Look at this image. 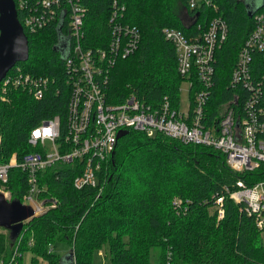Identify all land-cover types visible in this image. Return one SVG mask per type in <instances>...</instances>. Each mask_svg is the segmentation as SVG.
Here are the masks:
<instances>
[{
  "label": "trees",
  "instance_id": "trees-1",
  "mask_svg": "<svg viewBox=\"0 0 264 264\" xmlns=\"http://www.w3.org/2000/svg\"><path fill=\"white\" fill-rule=\"evenodd\" d=\"M83 1L88 8L83 45L104 47L110 38L111 0ZM214 2L215 8H190L188 0H122L123 19L136 26L140 38L136 51L118 58L111 68L107 100L122 102L135 95L152 105L167 96L179 106L184 77L178 74L176 49L163 28H179L189 35L204 30L214 15L226 19L228 36L217 52L213 89L228 90L235 57L254 25L255 12L264 10V0H258L260 4L252 0L248 7L246 0ZM181 8L196 18L192 24L182 18ZM26 35L29 57L16 64L30 74H53L58 79L40 99L25 89L12 88L9 100H0V162L7 161L12 152L20 156L37 149L27 136L42 119L56 114L65 119L69 94L62 80L63 61L54 48L59 40L55 28ZM224 97L223 93L216 103ZM114 150L113 161L98 173L97 186H74L78 160L40 170V191L35 198L45 208L24 221L14 239L3 227L0 261L24 264L23 256L30 252V264H91L95 251L108 244L113 264H151L153 248L159 250L157 264H264V231L247 214L243 202L229 197L226 188L233 189L240 179L251 185L264 178V164L237 172L213 146L185 143L158 132L148 136L134 129L118 139ZM28 188L26 173L11 167L4 184L11 198L23 201ZM217 195L223 196L221 219L216 217ZM174 198L180 203H174ZM57 241L69 245L71 257L69 252L67 257L53 252Z\"/></svg>",
  "mask_w": 264,
  "mask_h": 264
},
{
  "label": "built area",
  "instance_id": "built-area-1",
  "mask_svg": "<svg viewBox=\"0 0 264 264\" xmlns=\"http://www.w3.org/2000/svg\"><path fill=\"white\" fill-rule=\"evenodd\" d=\"M188 4L190 8L217 6L214 0H188ZM15 8L25 34L51 26L57 38L65 40L57 51L63 61L62 80L69 97L64 120L56 114L42 119L30 130L27 139L36 150L20 156L12 152L7 161L0 162V190L5 196L10 195L4 189L9 171L18 167L29 182L22 202L30 203L36 210L39 201L35 196L40 191L37 173L54 164L75 160L78 173L72 179L74 186L77 189L97 186L98 173L111 159L117 133L124 129L140 130L148 136L158 132L185 143L213 146L237 172L253 171L264 164V10L254 14V25L237 52L226 84L228 90L224 92L213 88L217 52L228 36L226 19L214 15L204 30L189 35L179 28H163L164 36L176 49L178 74L188 82L190 107L183 112L180 104L173 105L167 96L152 105L135 95L125 97L122 102L107 100L111 68L118 58L136 51L140 38L136 26L123 19L126 8L122 0L110 2L108 42L104 47L93 48L82 42L88 12L83 0H15ZM190 19L191 24L196 20ZM57 79L53 74H30L23 66L14 64L0 81V100L8 101L12 88L25 89L40 99ZM223 93V100L216 103ZM226 188L229 197L234 202H243L247 214L264 231V178L251 185L240 179L233 189ZM214 201L216 217L221 219L223 196L217 195ZM173 202L179 204L180 200L174 198ZM0 264L6 263L1 260Z\"/></svg>",
  "mask_w": 264,
  "mask_h": 264
},
{
  "label": "water",
  "instance_id": "water-1",
  "mask_svg": "<svg viewBox=\"0 0 264 264\" xmlns=\"http://www.w3.org/2000/svg\"><path fill=\"white\" fill-rule=\"evenodd\" d=\"M246 2L247 7L252 5V0ZM249 14H251V11ZM61 24L57 28L58 32ZM28 43L27 35L18 19L15 0H0V81L14 64L28 59ZM64 43L65 40L63 41L59 37V43L54 48L60 50ZM126 131L125 129L119 131L117 133L118 139L124 136ZM114 152L115 150L111 153L112 161ZM39 214L41 213H37L30 203L26 204L17 198L9 200L0 190V226L10 231L9 236L11 239L19 234L24 221ZM72 254V251L69 252L68 258Z\"/></svg>",
  "mask_w": 264,
  "mask_h": 264
},
{
  "label": "rangeland",
  "instance_id": "rangeland-1",
  "mask_svg": "<svg viewBox=\"0 0 264 264\" xmlns=\"http://www.w3.org/2000/svg\"><path fill=\"white\" fill-rule=\"evenodd\" d=\"M197 2H200V0H196ZM256 2L258 3V0H256ZM180 14L182 16V18L186 21V22H191L190 17L187 14V11L185 8H181L180 9ZM190 98H189V90H188V82L186 79H183L179 85V100H178V104H180V109L183 112H187L189 107H190ZM9 197H7L9 200L12 199L10 195H8ZM38 210L37 213H42V211L44 210V205L42 202H38ZM5 231V229L3 227L0 226V231ZM264 239V238H263ZM53 252H55L56 254H62L63 256L67 257V254L69 252V245L64 242V241H57L54 246H53ZM158 254H159V250L158 248H153L151 250V258H150V262L151 264H157V259H158ZM13 259V258H12ZM11 259V260H12ZM30 260H31V253H25L23 256V263L24 264H30ZM45 264V263H44ZM91 264H113L110 260V255H109V250H108V244H104L100 247V249L96 250L93 256V260ZM115 264H119V263H115Z\"/></svg>",
  "mask_w": 264,
  "mask_h": 264
},
{
  "label": "bare ground",
  "instance_id": "bare-ground-1",
  "mask_svg": "<svg viewBox=\"0 0 264 264\" xmlns=\"http://www.w3.org/2000/svg\"><path fill=\"white\" fill-rule=\"evenodd\" d=\"M39 206H36L35 209L38 210Z\"/></svg>",
  "mask_w": 264,
  "mask_h": 264
},
{
  "label": "flooded vegetation",
  "instance_id": "flooded-vegetation-1",
  "mask_svg": "<svg viewBox=\"0 0 264 264\" xmlns=\"http://www.w3.org/2000/svg\"><path fill=\"white\" fill-rule=\"evenodd\" d=\"M246 1H248V0H246Z\"/></svg>",
  "mask_w": 264,
  "mask_h": 264
}]
</instances>
